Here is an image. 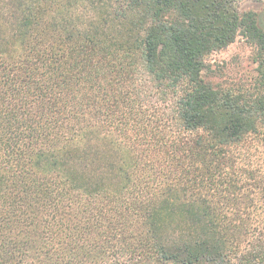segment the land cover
<instances>
[{"label":"trees","instance_id":"16d2710c","mask_svg":"<svg viewBox=\"0 0 264 264\" xmlns=\"http://www.w3.org/2000/svg\"><path fill=\"white\" fill-rule=\"evenodd\" d=\"M237 2L0 0V264H264ZM237 36L253 85L206 79Z\"/></svg>","mask_w":264,"mask_h":264},{"label":"rangeland","instance_id":"374dc122","mask_svg":"<svg viewBox=\"0 0 264 264\" xmlns=\"http://www.w3.org/2000/svg\"><path fill=\"white\" fill-rule=\"evenodd\" d=\"M237 1L240 11L252 9L259 12L264 24V0ZM253 55V47L243 37L237 36L226 48L207 56L205 59L207 65L202 74L206 79L221 85L252 86L258 77L257 63L253 61ZM258 137L251 135L249 140L250 144L256 147L254 159H261L260 162L264 163L263 141L260 140L262 136L259 135ZM103 264H110V262L105 261Z\"/></svg>","mask_w":264,"mask_h":264}]
</instances>
